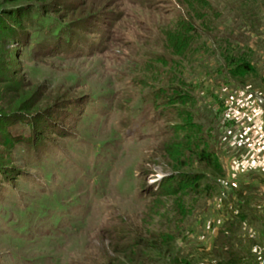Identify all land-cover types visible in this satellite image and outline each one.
Segmentation results:
<instances>
[{"label":"rangeland","instance_id":"obj_1","mask_svg":"<svg viewBox=\"0 0 264 264\" xmlns=\"http://www.w3.org/2000/svg\"><path fill=\"white\" fill-rule=\"evenodd\" d=\"M9 11L39 32L0 30V264H212L244 213L242 264H264V0Z\"/></svg>","mask_w":264,"mask_h":264},{"label":"trees","instance_id":"obj_2","mask_svg":"<svg viewBox=\"0 0 264 264\" xmlns=\"http://www.w3.org/2000/svg\"><path fill=\"white\" fill-rule=\"evenodd\" d=\"M6 18V19H5ZM29 17H27L25 14L23 15H17L13 11L7 12L2 18H0V30L4 32L7 37H9V41L12 44H16L19 46H25L28 43V40L33 37V33L31 34L29 32V28H34V32H39L38 27L35 28V24H31V22L28 21ZM44 28H47L50 36V42L52 43L51 46L58 47V46H64L61 41L59 40H68L70 38V35H66L67 32L63 31L61 28H56L52 30V27L49 25H44ZM36 30V31H35ZM33 32V31H32ZM49 42V43H50ZM2 48V47H1ZM57 49V48H56ZM0 58L2 56L0 55ZM251 64L246 62V61H240L238 64H236V68L238 70H241L243 72H249L252 69L250 68ZM3 69V64H0V83H3L5 80L7 81V75L4 74L6 72L2 71ZM3 80V81H2ZM3 109H0V116H4L2 113ZM2 118V117H0ZM208 161L211 163L210 159ZM5 171H2V173L6 176H8L7 172L10 170L4 169ZM15 175H17L15 173ZM165 182V181H164ZM163 182V183H164ZM184 186L189 185L191 186V189H194L197 184H192L191 183V178L190 177H184ZM163 183L158 185V189L156 192H149V191H144L143 195L144 198H149V197H157L160 196L163 192ZM176 186V184H175ZM178 187V186H177ZM206 190V189H205ZM247 218V214H240V215H234L232 216L231 219H227L226 223L228 224L231 220L232 222L238 220L236 223L233 225H229L228 229L222 228L218 232V237L215 240L216 243L214 248V251L216 254V259L213 261L212 264H242L244 263L243 261L247 257V254H244L243 249L247 251L249 254V251L247 250V242L243 241H248V239L243 240L239 236L240 229L243 227L242 219ZM231 222V223H232ZM228 236H225L226 234ZM243 252V253H242ZM254 256V252L250 254ZM184 264H190V262L187 260H184Z\"/></svg>","mask_w":264,"mask_h":264}]
</instances>
